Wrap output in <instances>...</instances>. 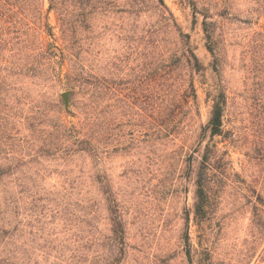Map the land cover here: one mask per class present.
<instances>
[{
    "label": "rangeland",
    "instance_id": "obj_1",
    "mask_svg": "<svg viewBox=\"0 0 264 264\" xmlns=\"http://www.w3.org/2000/svg\"><path fill=\"white\" fill-rule=\"evenodd\" d=\"M154 2L104 0L77 30L98 84L88 153L73 131L90 107L65 86L57 18L71 0H0V264H264V0ZM202 9L217 20L219 73ZM169 11L205 67L196 105L173 116ZM214 88L226 102L210 136Z\"/></svg>",
    "mask_w": 264,
    "mask_h": 264
},
{
    "label": "trees",
    "instance_id": "obj_2",
    "mask_svg": "<svg viewBox=\"0 0 264 264\" xmlns=\"http://www.w3.org/2000/svg\"><path fill=\"white\" fill-rule=\"evenodd\" d=\"M156 5H161L164 7L162 0H154ZM73 8L70 11L63 10L58 13V21L61 30L62 39V55L64 62L66 63L64 78L65 86L69 89L76 90L78 92L81 89L85 90L87 94V100L89 103L90 110H84L82 116L78 121V127L74 129L75 139L78 144H80L81 149L87 151L88 153H93L96 150L95 144L93 143V127H94V116L92 113V96L94 90L98 88V84L93 80L91 72L81 63V61L76 59L74 48H77L76 33L81 27L85 29L88 27L89 16L96 10H99V4H103L104 0H71ZM53 6V0H50V7ZM201 14L202 19L200 21L201 30L204 34L206 40V47L210 54L212 55V68L216 73H219V61H218V51H217V37L219 32H217V20L212 17L213 13H209L206 9L198 11ZM216 15L220 16L221 12H216ZM165 21L167 25L174 27L177 34V49L170 55V62L172 67H170L173 72V78L171 85L173 86V93L171 95L173 108L171 110V115L173 116L178 109V113L182 108V102L185 100L191 101L193 105H196L197 93L195 82L193 78L194 73H198L204 70V65L200 62L198 56L196 55L193 46L190 44V36L187 33L180 31L176 27L174 18L170 11L168 16H166ZM183 62V63H182ZM187 69L190 71L187 79L182 78V69ZM162 70V92L160 94L162 102L165 99V87L166 72L164 68ZM101 91H105L104 84L101 85ZM212 104L209 119L207 122V128L210 136L220 134L223 121V112L226 102V97L221 88H214L212 94ZM207 165L206 159L201 163L202 166ZM206 179L200 174L196 179V212H201L203 207L207 202V193L205 189ZM260 199V197H259ZM261 219H256L255 222L258 223ZM186 241L188 235H185Z\"/></svg>",
    "mask_w": 264,
    "mask_h": 264
},
{
    "label": "water",
    "instance_id": "obj_3",
    "mask_svg": "<svg viewBox=\"0 0 264 264\" xmlns=\"http://www.w3.org/2000/svg\"><path fill=\"white\" fill-rule=\"evenodd\" d=\"M69 93H70L69 91H64L61 93L65 107H68L69 105Z\"/></svg>",
    "mask_w": 264,
    "mask_h": 264
}]
</instances>
